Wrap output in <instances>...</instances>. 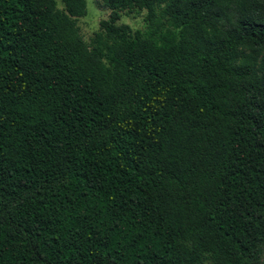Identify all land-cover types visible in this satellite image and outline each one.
<instances>
[{
	"label": "trees",
	"instance_id": "obj_1",
	"mask_svg": "<svg viewBox=\"0 0 264 264\" xmlns=\"http://www.w3.org/2000/svg\"><path fill=\"white\" fill-rule=\"evenodd\" d=\"M99 1L0 0V264H263L264 0Z\"/></svg>",
	"mask_w": 264,
	"mask_h": 264
},
{
	"label": "rangeland",
	"instance_id": "obj_2",
	"mask_svg": "<svg viewBox=\"0 0 264 264\" xmlns=\"http://www.w3.org/2000/svg\"><path fill=\"white\" fill-rule=\"evenodd\" d=\"M56 6L61 7L60 0H55ZM109 10L100 5L99 0H85V14L76 19L78 32L84 41H88L92 33L98 29V23L105 19ZM144 10L132 9L131 11H121L118 23L127 24L132 30H144ZM264 264V247L261 257Z\"/></svg>",
	"mask_w": 264,
	"mask_h": 264
}]
</instances>
